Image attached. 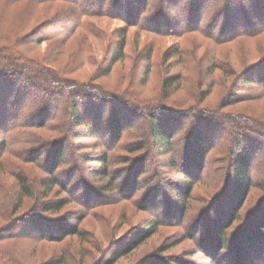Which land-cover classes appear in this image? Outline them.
Listing matches in <instances>:
<instances>
[{
	"label": "trees",
	"instance_id": "trees-1",
	"mask_svg": "<svg viewBox=\"0 0 264 264\" xmlns=\"http://www.w3.org/2000/svg\"><path fill=\"white\" fill-rule=\"evenodd\" d=\"M185 1L190 5V11L181 18L178 16L181 26L177 21L173 23L171 18H165L168 9L177 18L176 10ZM168 3L170 8L166 6ZM240 3L241 0H213L212 3L207 0H158L156 4H149V0H0V264L34 263L31 259L36 249L23 250L17 243L35 247L74 237L96 250L92 256L100 259L99 264H116L155 234L161 224L149 221L145 228L133 232L125 246L106 254L103 243L81 228L83 214L55 216L68 203L64 198H55L58 193L55 189L61 188L59 193L67 190L56 171L66 161V146H73L75 139L81 136L77 129L92 135H106L110 130L116 139L125 129L146 119L148 129L137 136L135 152L145 148L143 153L149 151L155 161L167 156L160 164L184 173L186 179L191 167L200 174L214 144L204 143L205 137L199 126L206 124L207 118L200 115L206 108L196 106L189 111L199 124L185 134L182 155L176 153L179 146L174 139L183 122L174 120L172 123L160 117L165 108L162 106L167 105L165 101L173 103L171 105L176 103L169 96L183 83L178 73L163 78L158 95L148 102L137 98L136 90L130 86L118 92L108 89L104 80L125 58L129 27H139L141 31L155 35L173 30L181 35L183 31H199L219 46L230 37L219 36L230 30L221 17H225L226 23L230 21L226 17H230L237 27L241 11L229 7L236 6L237 9V6L241 7ZM248 9L264 11V5ZM149 11L152 12L149 14ZM142 17L146 18L145 24L141 23ZM105 20H118L123 25L113 28L107 26ZM239 36L236 34L230 41ZM215 37L221 42H216ZM178 54L186 60L192 53L189 49H181ZM178 54L174 51L172 56ZM164 56L168 58L171 54L166 52ZM148 67L149 63L142 72L144 79L136 86H144ZM210 67L225 71V66L217 60ZM86 68L93 71L85 75ZM254 84L264 89V76H257ZM116 96L121 100H116ZM205 96L201 97V102ZM110 104L111 108H107ZM88 106L90 115H87ZM126 108L144 111L147 117L137 114V119L126 120L122 115L123 110L128 113ZM66 129L71 136L55 140V133L61 135ZM238 145L240 147L241 143ZM14 146L23 148L16 150ZM243 153L242 150L231 151L226 155V166L220 167L221 175L216 178L217 184L223 179L221 189L209 203L213 204L215 216L206 218L198 225L200 228L197 227L198 234L206 232L207 248L213 250V260L226 251L218 258L226 256L227 260H219L217 264H251L253 260L256 264H264V194L255 201L254 207L243 210L254 188L252 161ZM142 159L140 163L136 161L135 168L130 174L126 173V178L121 172L114 178L125 179V185L131 183V179L135 181L127 197L140 189L137 182L150 160ZM95 160L101 167L92 173L107 182L112 181L104 164L106 157L102 155ZM188 161L191 166L186 165ZM34 170L40 175H33ZM72 178L74 175L68 177V183ZM192 191L193 184L185 181L168 206L185 214ZM160 192L156 191L150 206L156 204ZM72 259L74 264H84L83 257ZM169 261L147 258L139 264H170L174 260ZM39 264H67V260L64 256L54 255Z\"/></svg>",
	"mask_w": 264,
	"mask_h": 264
},
{
	"label": "rangeland",
	"instance_id": "rangeland-1",
	"mask_svg": "<svg viewBox=\"0 0 264 264\" xmlns=\"http://www.w3.org/2000/svg\"><path fill=\"white\" fill-rule=\"evenodd\" d=\"M207 1L213 2V0ZM156 3L158 0H149V4ZM260 4L264 5V0H241L239 4L241 7L237 6V9L236 6L229 7L232 8L231 10L241 11L240 17L237 18L238 26L232 24L230 17H226L230 20L227 23L225 17H221L224 19L225 27L230 30L219 36L230 37L227 39L229 41L219 46L214 45L213 41L204 37L199 31L182 30L184 33L181 35L173 30L164 35H155L141 31L139 27L127 29L125 58L116 64L104 80L108 89L121 92L130 86L138 93H136L137 98L148 102L158 95L163 78L178 73L183 83L180 89L169 96V99H174L176 103L171 105L173 103L165 101V104L170 106H162L165 108L160 116L162 120L172 123L174 120L183 122L179 125V131L174 139L175 144L179 146L176 153L181 152L182 155L185 134L190 128L199 124L189 112L196 106L206 108V112L200 114L207 118L204 120L206 124L199 125L205 137L204 143L214 144L206 155L202 172L195 173L194 168L191 167L186 173L188 177L186 179L184 173H179L176 169L164 168L160 164L167 156L155 161V157L149 154V151L143 153L145 148L135 152L139 140L137 136L148 129L146 119L139 120L135 127L125 129L116 139L110 130L105 132L106 135L99 133L92 135L83 129L76 130L80 131L81 136L75 139L73 146H66L68 150L66 161L56 171L60 182L67 190L59 193L61 188L55 189V192H58L55 193V198H64L68 203L55 216L75 217L83 214L81 228L86 234L103 243L102 247L106 254L125 246L133 232L145 228L147 222L161 224L151 238L120 258L116 264H139L147 258L164 259L166 262L174 260L173 263L169 261L170 264H217L219 260H227L226 256L223 257L224 259L218 258L226 251L219 253L214 260L211 258L214 253L211 248H207L209 239L206 240V232L198 234L197 227L200 223L203 224L206 218L215 216L213 204L209 205V203L221 189L223 179L217 184L216 178L221 175L220 167L226 166V155L231 151L242 150L253 165L251 175L254 178V188L251 189L243 210L251 208L264 194V89L254 84L257 76H264V11L248 9L255 6L258 8ZM166 6L171 7L169 3ZM188 11L190 5L185 1L181 8L176 10L177 18L169 13V9L168 12L165 11V18H171L173 23L177 21L178 26H181L178 16L181 18ZM145 20L146 18L142 17L141 23L145 24ZM104 22L113 28L123 25L118 20ZM236 34L240 36L230 41ZM215 40L221 42V39L217 40L216 37ZM181 49H189L192 54L185 60L179 56L180 53L178 54ZM174 51L178 54L177 57L172 56ZM166 52L171 56L168 58L164 56ZM99 55L98 53L97 56ZM191 60L193 61L184 62ZM214 60L222 63L225 71L210 67ZM147 63H149V71L144 86H136L144 79L142 72ZM91 70H84V74L87 75ZM202 96L206 98L201 102ZM116 97V100H121L119 96ZM229 102L234 103L230 105ZM87 108V115H90V107ZM107 108H111V104ZM130 109L132 111L125 109L128 113L123 110L122 115L126 120H135L138 115L144 114V111ZM144 117L146 118L147 115L144 114ZM102 120L107 121L104 116ZM70 136L66 129L61 135L55 133V140L68 139ZM239 142L241 145L237 147ZM14 147L16 150L23 148ZM102 155L106 157L107 163L104 164L109 176H112V181L109 182L92 173L93 170L101 167V163L95 159ZM141 158L151 161L146 163L137 182L139 191L132 197H127L135 181L131 179V183L125 185V179L114 180V178L119 172L126 178V173L130 174L132 168H135L136 161L140 163ZM126 161L130 162L125 165ZM186 165L191 166V161L186 162ZM33 175L40 173L34 170ZM70 175H74V178L68 183ZM185 181L193 184V191L188 210L182 215L168 205L173 202L175 192L182 188ZM157 190L162 191L160 197L154 206H150ZM17 246L23 250L36 249L31 259L33 264H39V261L54 255L64 256L67 264H74L73 257L77 259L83 257L84 264L100 263L97 256L95 258L92 256L96 250L75 237L55 244L41 243L33 247L27 243H17ZM233 246L234 243L230 248ZM253 261L251 264L257 263Z\"/></svg>",
	"mask_w": 264,
	"mask_h": 264
}]
</instances>
